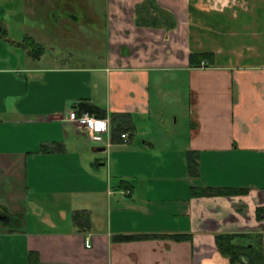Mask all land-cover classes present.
I'll use <instances>...</instances> for the list:
<instances>
[{
	"label": "crops",
	"instance_id": "crops-1",
	"mask_svg": "<svg viewBox=\"0 0 264 264\" xmlns=\"http://www.w3.org/2000/svg\"><path fill=\"white\" fill-rule=\"evenodd\" d=\"M25 1L38 10L39 0ZM25 1L0 4V264H29L31 251L36 264H230L220 233L261 234L264 253V0H148L146 27L134 17L141 0H121L104 63L47 68L24 61L11 33ZM46 18L58 21L51 9ZM122 19L161 39L158 55L118 43ZM204 52L211 64H189ZM35 81L47 91L30 93ZM154 98L185 107L168 116L187 128L168 125ZM81 99L108 120L130 114L134 128L107 148L89 144L73 121ZM51 142L64 150L40 151ZM187 151L198 153L196 178ZM200 186L247 192L192 195ZM76 210L87 211L88 229L74 224ZM146 234L166 237L112 240Z\"/></svg>",
	"mask_w": 264,
	"mask_h": 264
},
{
	"label": "rangeland",
	"instance_id": "rangeland-1",
	"mask_svg": "<svg viewBox=\"0 0 264 264\" xmlns=\"http://www.w3.org/2000/svg\"><path fill=\"white\" fill-rule=\"evenodd\" d=\"M62 1L63 0H46L45 2L49 3H44L45 7L38 8L36 12L35 8L29 6L25 1L23 3V15H21L23 22H8L11 27V33L19 31L18 38L21 39L28 34L31 35L34 41L44 46V51L39 58H30L26 54L25 49L22 48L24 61L35 63L34 65L39 68L58 66L60 64H87L96 66L104 63L106 53L109 50V28L111 33V27L113 25L111 21L117 19V16H122L120 12L121 5L119 3L123 2L121 0H64L65 4L59 5ZM147 1L148 0L138 1L140 3L134 5L135 11L143 9ZM1 2L2 0H0V4ZM50 9H54V13L58 20L57 22L47 21L48 18H46V16ZM17 11L18 9L14 8L7 12L8 14H16L18 16ZM135 14V22L140 24V27H146L142 22L141 15H143L144 18H148V16L144 14L143 11L140 14L136 11ZM9 19L10 18H7V20ZM107 19L108 21H106ZM122 20L123 22H114L115 26L118 30H121L122 34H116L118 43L126 44L128 47L141 45L138 51L141 56L142 53L146 51L153 55H158V51H161L163 47V41H161V39L156 38L155 34L140 33L134 28L131 22L125 19ZM4 23L3 25L6 27V22ZM161 27H164V25L162 24ZM167 27L170 31L174 29L170 24H168ZM155 28L159 27L157 26ZM126 30L129 31V35H126ZM45 78H47V76H45ZM33 85L35 89L33 91L30 90V93L47 91V87L42 86L40 81H35ZM168 90L175 92L170 88H168ZM169 91L168 94H171ZM168 94L166 93V96ZM166 100V102L159 104L154 98V103L156 102L155 106L165 105L166 108H163V110L167 116V122L171 121L175 123V115H172L170 119L168 115L170 113L182 114L185 112L186 108H182L179 103L172 101L170 98H166ZM23 106L26 110L32 108L30 105V107H27L28 105L25 103ZM172 123L168 125H174L178 128L183 127L184 129L187 128L184 124L182 125L181 121L175 124ZM92 143L93 142H90L89 144Z\"/></svg>",
	"mask_w": 264,
	"mask_h": 264
},
{
	"label": "trees",
	"instance_id": "trees-1",
	"mask_svg": "<svg viewBox=\"0 0 264 264\" xmlns=\"http://www.w3.org/2000/svg\"><path fill=\"white\" fill-rule=\"evenodd\" d=\"M140 10V9H139ZM138 13L140 14L141 12ZM147 19H142L143 24L147 25ZM4 32V29H2ZM31 58H39L44 51V46L33 40L31 35L26 34L20 42H17ZM211 53H192L189 55L190 65H199L200 62L212 63ZM77 113L81 114L87 112L97 117H105L107 115L104 108L92 103L89 99H81L74 103ZM110 120V140L112 143L121 142L122 135L130 132L133 128V119L128 113L112 112L109 115ZM64 150V145L61 142H51L41 146L42 152H60ZM186 165L188 174L191 178H196L199 175L198 153L196 151H187ZM127 187V186H125ZM247 189H240L235 187H211L200 186L191 187V194L197 196L210 195H224L231 196L235 194H243ZM259 213V209H257ZM86 214V216H85ZM73 221L79 229H88L89 215L86 210L74 211ZM149 237H166L165 235H115L112 237L114 241H128L140 238ZM174 239L186 238L184 235L171 236ZM215 245L220 254L226 257L230 264H264L263 243L261 234H247V233H220L215 236ZM29 264H36L37 254L33 251L29 252Z\"/></svg>",
	"mask_w": 264,
	"mask_h": 264
},
{
	"label": "built area",
	"instance_id": "built-area-1",
	"mask_svg": "<svg viewBox=\"0 0 264 264\" xmlns=\"http://www.w3.org/2000/svg\"><path fill=\"white\" fill-rule=\"evenodd\" d=\"M73 121L77 129L85 133L89 141L103 145L105 148L110 145V123L108 118L97 117L86 112L73 119ZM85 242L89 246L88 239Z\"/></svg>",
	"mask_w": 264,
	"mask_h": 264
},
{
	"label": "flooded vegetation",
	"instance_id": "flooded-vegetation-1",
	"mask_svg": "<svg viewBox=\"0 0 264 264\" xmlns=\"http://www.w3.org/2000/svg\"><path fill=\"white\" fill-rule=\"evenodd\" d=\"M46 0H39L38 1V8H44L45 6H44V3H49V2H45ZM65 3H64V0L62 1V3H60L59 5H64ZM51 10H53V12H54V9H51ZM2 217H4L5 218V216H2Z\"/></svg>",
	"mask_w": 264,
	"mask_h": 264
},
{
	"label": "water",
	"instance_id": "water-1",
	"mask_svg": "<svg viewBox=\"0 0 264 264\" xmlns=\"http://www.w3.org/2000/svg\"><path fill=\"white\" fill-rule=\"evenodd\" d=\"M105 149H104V147H99L98 149H97V151H104Z\"/></svg>",
	"mask_w": 264,
	"mask_h": 264
}]
</instances>
